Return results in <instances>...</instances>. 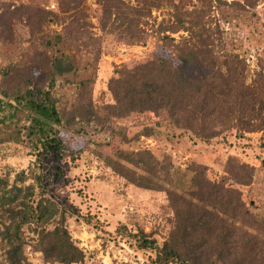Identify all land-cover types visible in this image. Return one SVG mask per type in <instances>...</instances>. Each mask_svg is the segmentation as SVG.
Listing matches in <instances>:
<instances>
[{"label":"rangeland","instance_id":"1","mask_svg":"<svg viewBox=\"0 0 264 264\" xmlns=\"http://www.w3.org/2000/svg\"><path fill=\"white\" fill-rule=\"evenodd\" d=\"M149 1L83 0L77 6L74 0H0V19L5 18L9 24L0 36V98L3 100L5 95L23 87L33 65L35 75L50 74L47 65L43 69L41 66L49 56L45 55L41 39L48 36L62 35V48L77 61L80 42L89 36L98 40L101 56L93 106L99 114L114 103L108 84L118 76L119 69L142 61L155 51L162 57L157 78L160 120L153 114H133L112 120L103 132L62 134L64 150L44 161L48 196L70 208L67 227L86 255L83 264H154V252L139 249L127 232L142 230L162 245L175 228L166 191L132 184L110 168L98 151L121 163L115 155L118 150L149 151L160 161L168 159L182 173L180 180L172 185L169 179L158 176L154 181L165 190L174 189L178 193L183 192V187L175 185L182 181L187 184L191 179L188 166L192 162L207 167L211 182L230 177L223 193L241 196L246 204L244 209L234 210L240 216L246 215L247 227L243 232L249 238L255 235L264 238V226L260 222L264 217V148L260 141L263 133H245L250 138L245 140L234 131L211 144L189 136L180 137L179 130L168 120L169 114L187 107L200 90L198 78H212L215 71L210 67L211 58L200 50L182 65L155 34L158 29L175 23H180L183 29L178 33L166 32L164 38L171 36L180 41L188 36L187 30L199 32L203 25L219 30L222 41L216 46L222 55L229 56L236 73L250 84L258 74H264V0L245 14L233 7V3L241 0ZM107 7L111 9V18L104 13ZM120 11L124 14L119 15ZM197 13L203 18H195ZM136 29L145 33L146 38L129 44L128 38ZM171 61L177 69L175 75L170 73ZM7 69L8 73L3 74ZM73 91V85L67 84L56 86L53 93L56 97H69ZM115 125L124 129L125 136H116L108 142ZM6 137L5 128H0V264H8V244L2 233L9 224L6 210L12 208L13 187L34 183L32 173L23 184L17 181V175L29 168L39 172L30 149L5 140ZM238 165L249 167L242 172L245 175L228 172L229 168L239 172ZM25 232L24 255L31 264H58L45 260L38 250L36 233L30 228Z\"/></svg>","mask_w":264,"mask_h":264},{"label":"trees","instance_id":"2","mask_svg":"<svg viewBox=\"0 0 264 264\" xmlns=\"http://www.w3.org/2000/svg\"><path fill=\"white\" fill-rule=\"evenodd\" d=\"M82 1L74 0L77 6ZM259 1H236L233 7L245 14L254 9ZM116 9L121 10L119 6ZM104 13L111 18V9L107 7ZM118 14L124 13L120 11ZM195 18L200 20L203 17L197 13ZM5 20L0 19V36L9 28ZM182 29L180 23H175L158 29L155 34L182 65L197 51L206 52L211 58L210 67L215 75L198 78L200 90L187 107L169 114L170 124L179 130L180 137L189 136L205 144L223 140L234 131L245 140H250L244 136L245 133L262 132L260 141L264 148V74L260 73L252 83H246L236 73L229 56L222 55L216 46L222 41L219 30L203 25L199 32L187 30L188 36L181 37L180 41L171 36L164 38L166 32L178 33ZM133 33L128 38L129 44L146 38L145 33L137 29ZM63 38L62 35H55L41 39L45 55H49L47 62L41 63V66L42 69L46 65L50 68L48 76L35 75L33 65L23 87L5 95V100L0 98V128H5L7 132L5 140L29 148L39 170L35 172L29 168L28 171H21L17 181L23 184L32 173L34 183L23 188L13 187L12 208L9 206L6 210L9 224L2 233L8 244V264H31L24 255L26 228L38 235V250L48 263L83 264L85 261V253L76 245L67 227L71 210L65 203H58L48 196L49 189L42 169L46 159L64 150L62 134L82 135L89 130L103 132L112 120L128 118L133 114H153L160 120L157 78L161 55L155 51L144 60L119 69L118 76L108 84L114 103L107 105L99 114L93 106L101 56L98 40L89 36L81 41L77 47L80 55L77 61L62 48ZM170 66V73L175 75L177 69L172 61ZM67 84L74 87L71 96L56 97L54 88ZM112 131L108 142L116 136H125L121 126L115 125ZM97 154L132 184L166 191L175 220L169 240L159 245L156 239L142 230L127 232L135 239L139 249L154 252V264H264V238L260 235L249 238L247 232H243L247 227L246 215L240 216L235 212L244 209L246 204L241 196L223 193L226 180L230 177H224L221 182H211L207 178V167L192 162L188 166L191 179L187 184L182 181L175 185L183 187L184 193H178L174 189L165 190L154 181L158 176L169 179L172 185L180 180L182 173L175 170L168 159L160 161L149 151L135 153L118 150L115 155L122 160L121 163L99 151ZM238 169L239 172L229 168L228 172L238 175L248 171L249 167L238 165ZM13 204H17L16 208ZM260 222L264 226V217Z\"/></svg>","mask_w":264,"mask_h":264}]
</instances>
